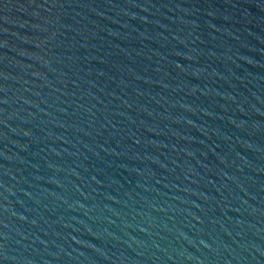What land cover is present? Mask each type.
Here are the masks:
<instances>
[{"label":"water","instance_id":"1","mask_svg":"<svg viewBox=\"0 0 264 264\" xmlns=\"http://www.w3.org/2000/svg\"><path fill=\"white\" fill-rule=\"evenodd\" d=\"M0 264H264V0H0Z\"/></svg>","mask_w":264,"mask_h":264}]
</instances>
